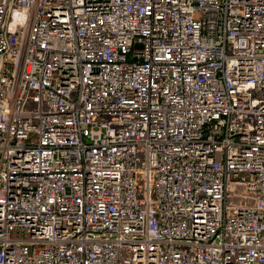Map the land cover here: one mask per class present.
<instances>
[{
    "label": "built area",
    "instance_id": "obj_1",
    "mask_svg": "<svg viewBox=\"0 0 264 264\" xmlns=\"http://www.w3.org/2000/svg\"><path fill=\"white\" fill-rule=\"evenodd\" d=\"M0 264H264V0H0Z\"/></svg>",
    "mask_w": 264,
    "mask_h": 264
}]
</instances>
